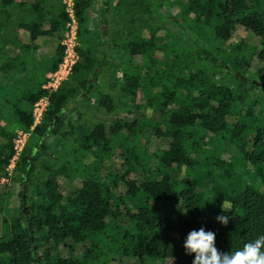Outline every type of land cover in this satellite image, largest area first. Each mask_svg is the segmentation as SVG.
<instances>
[{"label":"trees","instance_id":"trees-1","mask_svg":"<svg viewBox=\"0 0 264 264\" xmlns=\"http://www.w3.org/2000/svg\"><path fill=\"white\" fill-rule=\"evenodd\" d=\"M72 1L77 60L67 80L48 92L43 86L65 50V6L0 0V264H118L124 258L193 264L195 253L184 248L192 230L214 232L220 252L264 235V120L251 129L264 105L256 115L259 102L247 101L249 91L264 89V0H163L178 9L168 16L183 40L161 28L147 37L143 26L129 24L116 66L131 107L107 124L90 125L72 104L91 106V95L108 113L115 104L91 84L108 61L96 56L101 42L82 40L97 0ZM101 5L106 12L118 1ZM52 38L58 44L41 65L42 44ZM8 45L17 54H7ZM30 52L33 69L18 93L4 81L25 72ZM44 98L47 107L33 127L32 107ZM8 115L11 129L4 126ZM16 130L30 136L9 174ZM152 138L158 143L151 149ZM215 142L234 145L237 157L209 155ZM3 179L20 187L16 215H5L10 193ZM223 201L231 207L227 213ZM219 215L230 217L227 225Z\"/></svg>","mask_w":264,"mask_h":264},{"label":"rangeland","instance_id":"rangeland-1","mask_svg":"<svg viewBox=\"0 0 264 264\" xmlns=\"http://www.w3.org/2000/svg\"><path fill=\"white\" fill-rule=\"evenodd\" d=\"M65 1L67 0H61V3L65 5ZM116 1H118L117 7L112 6L106 12L102 11L103 7L101 5V0H97V2L91 6V9L89 11L88 22L90 28L89 33L87 31V33L84 34L82 37V40L93 39V44L101 42L100 45H98L99 49L96 50V56L99 59L106 58L108 61L101 69L98 70V77L96 83L91 81V84H94L95 90L109 95L115 104V110L112 113H108L103 108L99 107L92 95L89 97L91 98V106H88L86 103H82L81 101L72 104V106L76 108V110L81 112L83 119L85 120L87 125L97 122L107 124L114 118L116 114L122 111H126L131 107L127 100V96L121 90L120 84L122 82V79L121 75L118 73V68L116 66V63H118L117 60L121 59L119 44L121 39L124 38L123 35L125 29L129 24L134 23L138 26H143L145 28L144 35L147 37L149 36L151 31H156L157 29L161 28L162 30L178 35L180 39L183 40V35L179 32L178 27L173 23L172 18H169L168 16L176 15V13L178 12V9L176 7L170 8L168 4L163 0H156L158 3H161L163 5V7H161L160 9L156 8L153 2H149L150 9H147L146 7H141L140 5H138L134 0H112V5H114ZM101 21L103 22V24H100ZM98 26H102L101 31L98 33L97 36H95V38H92L91 32L94 28ZM162 30H160L158 33L159 39L163 37L161 33ZM98 37L100 39H97ZM63 39L64 37L61 39L60 43L63 41ZM235 42L236 39H231L225 45V48H230L231 45ZM57 44L58 41L56 38L45 39L42 44L43 52H41L42 55L36 59L37 63L41 65L47 64L49 61V55L56 48ZM78 44L79 43L77 40V46ZM192 47L193 46H191L189 50L193 51L194 48ZM6 52L7 54L13 56L18 52V50L14 46L8 45L6 47ZM28 55V60L25 65V72H20L15 77L12 76V80L8 79L4 81L9 87V89L14 90L18 93H20L26 87L28 79L27 72L33 69L31 61L33 60L34 55L31 52L28 53ZM13 75H15V73H13ZM50 76L51 74L48 78H50ZM230 81L232 82V79ZM247 101L250 103H253L255 101L259 102L254 106V113L257 115L260 110V107L264 105V89L258 88L255 92L249 91ZM47 104L48 102L46 100H40L37 105H34L32 107V114L34 113V111L36 112V114H38V112L41 110L43 114L45 108L47 107ZM1 105H3V100L0 101V106ZM261 115V121H258L256 124H253L251 126V129L260 127V122L264 120V112L261 113ZM13 125L14 121L12 120V117L8 115L4 121V126L7 129H11ZM16 133L17 138L15 141V146H17V149L22 150L30 136V133L23 132L22 130H18ZM157 143L158 140L156 141L152 138L150 143L151 149L154 148ZM51 150H55V143L53 144ZM236 151L237 150L235 146L229 142H224L222 144H218L215 142L213 146L209 149V155L218 156L221 157V159L229 160L230 158L233 159L237 157ZM15 162L16 161L11 162L9 174L11 173V170H13ZM40 162L41 161L37 162V170L41 168ZM121 164V160H116L114 163H112V165H114V167H116L117 169L121 167ZM248 169L252 170L251 167H249ZM233 179H235V177ZM2 184L7 187V191L5 192L10 193L6 197L8 211H5V215H7V213H9L10 215H16L17 211L21 208L20 198L18 197L20 187L17 183H11L9 179H3ZM119 188L120 192L124 191V187L122 185ZM115 261H113L111 264H116L117 261ZM118 264H135V260L132 258H124L123 261ZM149 264H156V262L149 261Z\"/></svg>","mask_w":264,"mask_h":264},{"label":"clouds","instance_id":"clouds-1","mask_svg":"<svg viewBox=\"0 0 264 264\" xmlns=\"http://www.w3.org/2000/svg\"><path fill=\"white\" fill-rule=\"evenodd\" d=\"M221 210L227 213L231 207L223 201ZM216 219L227 225L230 217L219 215ZM215 239V233L206 232L203 227L187 235L184 248L187 254L195 253L193 264H264V235L245 243L238 250L228 252H220L215 247Z\"/></svg>","mask_w":264,"mask_h":264},{"label":"built area","instance_id":"built-area-1","mask_svg":"<svg viewBox=\"0 0 264 264\" xmlns=\"http://www.w3.org/2000/svg\"><path fill=\"white\" fill-rule=\"evenodd\" d=\"M64 4L66 5L65 11L68 14L69 22L66 25L64 39L60 44H62L65 47V50H64L62 62L58 66V69L51 74L50 78H48L46 85L43 86V89L48 92L55 91L60 85V83L66 80V78L71 74L72 68L77 60L75 47L77 46L78 24L73 12V1L67 0L64 2ZM44 100L47 101L46 98H44ZM35 105H37V103ZM32 116L34 118V125H33L34 127L40 122V118L42 117V110L39 111L38 114H36V112L34 111ZM15 151L16 154L11 162L17 160L21 149L19 150L17 149V146H15ZM9 170H10V166L8 167V171Z\"/></svg>","mask_w":264,"mask_h":264},{"label":"water","instance_id":"water-1","mask_svg":"<svg viewBox=\"0 0 264 264\" xmlns=\"http://www.w3.org/2000/svg\"><path fill=\"white\" fill-rule=\"evenodd\" d=\"M237 76H238V78H240L239 74H237ZM24 199H25V197H24Z\"/></svg>","mask_w":264,"mask_h":264},{"label":"crops","instance_id":"crops-1","mask_svg":"<svg viewBox=\"0 0 264 264\" xmlns=\"http://www.w3.org/2000/svg\"><path fill=\"white\" fill-rule=\"evenodd\" d=\"M17 54V53H16Z\"/></svg>","mask_w":264,"mask_h":264}]
</instances>
